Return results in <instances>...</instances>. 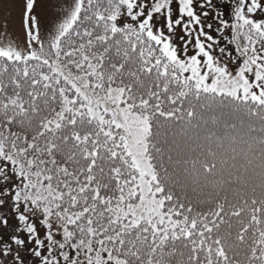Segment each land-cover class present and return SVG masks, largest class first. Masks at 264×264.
<instances>
[{"label":"snow or ice","instance_id":"6c2138e0","mask_svg":"<svg viewBox=\"0 0 264 264\" xmlns=\"http://www.w3.org/2000/svg\"><path fill=\"white\" fill-rule=\"evenodd\" d=\"M0 12V264H264V0Z\"/></svg>","mask_w":264,"mask_h":264},{"label":"rangeland","instance_id":"374dc122","mask_svg":"<svg viewBox=\"0 0 264 264\" xmlns=\"http://www.w3.org/2000/svg\"><path fill=\"white\" fill-rule=\"evenodd\" d=\"M3 15H4V13L0 12V24L3 23V21H2ZM12 16L14 17V21H13V24L9 26V32H10V34L15 35L16 30L18 29V26H19V13L13 12ZM2 33H3V28L0 27V34H2ZM0 39H3L2 35H0Z\"/></svg>","mask_w":264,"mask_h":264}]
</instances>
